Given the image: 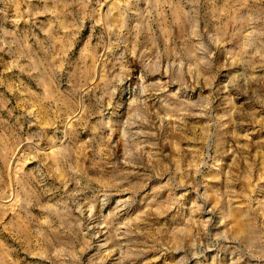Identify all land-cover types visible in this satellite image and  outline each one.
Segmentation results:
<instances>
[{"label": "rangeland", "instance_id": "obj_1", "mask_svg": "<svg viewBox=\"0 0 264 264\" xmlns=\"http://www.w3.org/2000/svg\"><path fill=\"white\" fill-rule=\"evenodd\" d=\"M0 264H264V0H0Z\"/></svg>", "mask_w": 264, "mask_h": 264}, {"label": "bare ground", "instance_id": "obj_2", "mask_svg": "<svg viewBox=\"0 0 264 264\" xmlns=\"http://www.w3.org/2000/svg\"><path fill=\"white\" fill-rule=\"evenodd\" d=\"M230 217H231V216H230ZM233 217H234V216H233ZM240 217H241V216H240ZM234 218H235V217H234ZM237 221H238V220H237ZM235 222H236V219H235ZM240 223H241V222H240ZM247 223H248V222H247ZM237 225H238V223H237ZM241 225H242V224H241ZM241 225H240V226H241ZM235 226H236V225H235ZM238 226H239V225H238ZM236 228H237V227H236ZM236 228H235V229H236ZM248 228H249V227H248ZM243 229H244V228H243ZM246 230H247V229H246ZM242 233H243V232H242ZM245 235H246V234H245Z\"/></svg>", "mask_w": 264, "mask_h": 264}]
</instances>
